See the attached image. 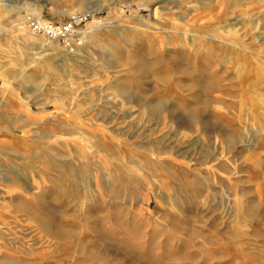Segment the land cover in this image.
Listing matches in <instances>:
<instances>
[{"label": "rangeland", "instance_id": "374dc122", "mask_svg": "<svg viewBox=\"0 0 264 264\" xmlns=\"http://www.w3.org/2000/svg\"><path fill=\"white\" fill-rule=\"evenodd\" d=\"M0 264H264V0H0Z\"/></svg>", "mask_w": 264, "mask_h": 264}, {"label": "built area", "instance_id": "2783aa9c", "mask_svg": "<svg viewBox=\"0 0 264 264\" xmlns=\"http://www.w3.org/2000/svg\"><path fill=\"white\" fill-rule=\"evenodd\" d=\"M90 17L71 14L62 22H54L42 17H29L26 26L32 33L43 36L48 44H55L63 51L73 53L79 46L77 42L79 28Z\"/></svg>", "mask_w": 264, "mask_h": 264}, {"label": "bare ground", "instance_id": "6f19581e", "mask_svg": "<svg viewBox=\"0 0 264 264\" xmlns=\"http://www.w3.org/2000/svg\"><path fill=\"white\" fill-rule=\"evenodd\" d=\"M108 7V6H107ZM105 8V7H104ZM110 8V6H109ZM155 8V7H154ZM153 8V10H154ZM99 8L98 9H89V10H85V11H81V12H75V13H72V14H82L84 16H93V21L89 24L88 28L84 31H88V30H91V29H97L99 27H102L100 24H98L97 22V12H98ZM154 14L159 17L160 14H162V12L160 11V8L159 7H156L155 10H154ZM41 16V15H38V17ZM165 18V17H164ZM32 33V32H31ZM36 35V34H35ZM42 38H44L43 36H41ZM45 39V38H44ZM45 43L49 46H56L55 44H48L45 40ZM61 51H63L61 49ZM142 63V62H141Z\"/></svg>", "mask_w": 264, "mask_h": 264}]
</instances>
